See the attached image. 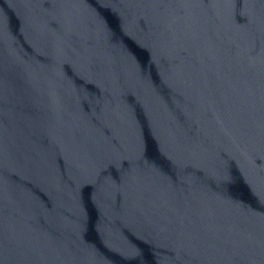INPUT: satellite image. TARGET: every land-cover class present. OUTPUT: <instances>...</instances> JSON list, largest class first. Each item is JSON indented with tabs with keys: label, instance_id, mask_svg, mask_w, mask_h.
<instances>
[{
	"label": "water",
	"instance_id": "obj_1",
	"mask_svg": "<svg viewBox=\"0 0 264 264\" xmlns=\"http://www.w3.org/2000/svg\"><path fill=\"white\" fill-rule=\"evenodd\" d=\"M0 264H264V0H0Z\"/></svg>",
	"mask_w": 264,
	"mask_h": 264
}]
</instances>
